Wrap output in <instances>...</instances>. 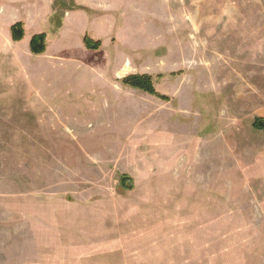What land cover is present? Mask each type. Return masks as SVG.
<instances>
[{"label":"rangeland","instance_id":"374dc122","mask_svg":"<svg viewBox=\"0 0 264 264\" xmlns=\"http://www.w3.org/2000/svg\"><path fill=\"white\" fill-rule=\"evenodd\" d=\"M75 1L0 0V264H264V0H115L70 54Z\"/></svg>","mask_w":264,"mask_h":264},{"label":"crops","instance_id":"0c3cea01","mask_svg":"<svg viewBox=\"0 0 264 264\" xmlns=\"http://www.w3.org/2000/svg\"><path fill=\"white\" fill-rule=\"evenodd\" d=\"M115 0H76L75 1V8L73 9H68L66 11V15L62 21V27L64 30L63 33H60V38H61V43L64 44L62 45V49H65V52L72 54L75 50L74 48H70L69 43L71 42L70 40H74V35L71 31H74V27L82 26L84 24V35H80L78 37V42L81 44V39L83 43V39L86 36L91 38L93 41H100L101 46L100 48H105L106 46H110L113 44V41L115 40L114 44L118 46L119 42V37L116 34L117 32V12L121 10L119 6H116L114 3ZM30 12H34L30 10ZM43 15L38 14L36 12L32 13L30 16L27 17V22L24 23V36L26 32V28L29 27L35 22V21H43ZM71 23V24H70ZM85 24L87 26H85ZM9 29V28H8ZM6 30V33L8 36L11 37V33ZM65 30L69 32L68 35L65 34ZM39 34V33H38ZM65 36V37H63ZM77 39V38H76ZM29 42L30 40L24 41L23 39L20 41V43H24L27 47H29ZM60 44V43H59ZM121 45V44H120ZM77 47L75 49L78 50L80 46L83 47L82 45H76ZM122 46V45H121ZM126 47V46H125ZM85 48V46H84ZM100 48L96 51L97 52L100 50ZM72 49V50H70ZM80 53V52H79ZM55 58V57H53Z\"/></svg>","mask_w":264,"mask_h":264},{"label":"trees","instance_id":"16d2710c","mask_svg":"<svg viewBox=\"0 0 264 264\" xmlns=\"http://www.w3.org/2000/svg\"><path fill=\"white\" fill-rule=\"evenodd\" d=\"M11 40L13 42H20L24 37V29L21 23H15L10 27ZM83 44L87 50L96 51L100 48V41H93L88 36H85L83 39ZM30 52L33 55H41L45 52V35L37 34L34 35L29 43ZM122 85L129 87L131 89L140 91L149 96L156 97L162 101H168L166 96H162L157 93L155 90L152 78L148 75H129L124 77L121 80ZM252 127L257 131H264V119L263 118H255ZM130 179L127 176L121 177V184L130 189Z\"/></svg>","mask_w":264,"mask_h":264}]
</instances>
